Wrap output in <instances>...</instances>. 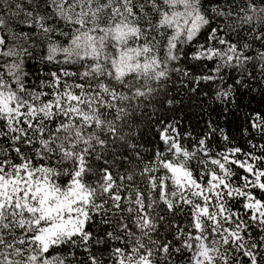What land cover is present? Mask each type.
I'll return each mask as SVG.
<instances>
[{"label":"snow or ice","instance_id":"1","mask_svg":"<svg viewBox=\"0 0 264 264\" xmlns=\"http://www.w3.org/2000/svg\"><path fill=\"white\" fill-rule=\"evenodd\" d=\"M257 81L264 0H0V264H264ZM181 92L217 121L175 124ZM228 117L260 143L219 145ZM146 130L133 194L108 165Z\"/></svg>","mask_w":264,"mask_h":264},{"label":"trees","instance_id":"2","mask_svg":"<svg viewBox=\"0 0 264 264\" xmlns=\"http://www.w3.org/2000/svg\"><path fill=\"white\" fill-rule=\"evenodd\" d=\"M191 47H194V45ZM191 47L185 46L184 51H191ZM250 87L251 89H255V91H249L243 95L240 100L241 106H247L248 108L256 110H264V84H260L259 81H257L251 83ZM181 96L184 97L183 103H177V110L174 113H169V116L170 118L174 117L175 124H178L182 129L189 132H192L193 128H195L196 132L204 128L208 122L209 114L211 115L213 123H215L218 119V114L222 112L223 104L220 101L204 99L203 97H194L192 100H189L187 96H184L183 92H181ZM185 105H187V107H185ZM147 111L151 116L150 109ZM219 125L224 128L225 134L229 136L227 142L220 139L219 145H238L245 151H249L251 150V145L248 143L249 140H252L255 144L260 143L258 135L252 132L248 126L244 125L242 118L236 120L234 117H228L227 122H225L224 119H219ZM157 130L158 128L153 129V131ZM157 146L156 137L151 133H147L146 130V135L142 138H138L133 146L135 151L129 149L124 157H119L117 159L116 163H110L108 167H110L113 176L117 178V183L120 182L119 177L123 174L125 187L127 188L131 185L133 194L137 187L143 191L144 178L140 175V170H143L145 165L151 166V154L155 152ZM217 146L216 142H213L211 145L213 149ZM256 151L259 152L260 149L257 148ZM101 166H104L102 162ZM190 167L198 170L200 166L196 161H192ZM97 175H99V173ZM129 176L132 177L131 180L128 179ZM176 218L183 223V217L181 215H178ZM97 255L99 257V254Z\"/></svg>","mask_w":264,"mask_h":264}]
</instances>
